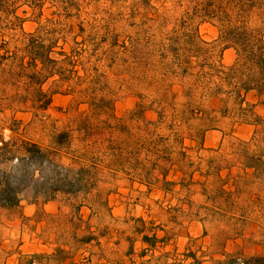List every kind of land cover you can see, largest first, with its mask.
I'll list each match as a JSON object with an SVG mask.
<instances>
[{
	"label": "rangeland",
	"instance_id": "374dc122",
	"mask_svg": "<svg viewBox=\"0 0 264 264\" xmlns=\"http://www.w3.org/2000/svg\"><path fill=\"white\" fill-rule=\"evenodd\" d=\"M186 8L183 0H22L1 7L0 20L14 21L18 32L22 25L25 32L35 33L40 24L49 30L73 24L81 29L87 41L78 49H85L99 88L127 126L121 130L168 142L175 127L189 148L174 151L190 157L182 168L186 175L169 165L168 180L174 184L148 186L133 170L141 169V163L125 156L127 161L118 164L116 151L108 149L114 135L102 123L104 117L93 113L84 98L57 90L60 77H52L44 84L52 94L49 109L23 105L22 111H7V118L21 124L0 122V134L59 152L72 175L91 170L96 186L86 196H59L50 202L28 188L21 208H0V264H29L32 258V264H216L225 252L264 255V167H247L248 158L263 165L264 133L257 134L254 125L242 124L231 112L220 113V98L205 100L206 115L190 119L185 127L175 118L167 125L151 124L159 120L158 102L166 84L185 102L184 93L194 82L178 70L186 66L179 67L175 56L192 49L189 34L197 33L206 42L202 46L215 47L225 67L237 57L233 48L225 49L217 25L197 21L192 30L185 27ZM70 49L67 45L66 51ZM144 102L150 108L142 114L139 103ZM248 102L264 118V104L254 92ZM63 131L71 132L72 143L57 147L54 140ZM154 174L162 178L158 171ZM214 191L220 192L218 202ZM154 234L160 239L156 246L144 241ZM90 236L98 240L88 243Z\"/></svg>",
	"mask_w": 264,
	"mask_h": 264
},
{
	"label": "trees",
	"instance_id": "16d2710c",
	"mask_svg": "<svg viewBox=\"0 0 264 264\" xmlns=\"http://www.w3.org/2000/svg\"><path fill=\"white\" fill-rule=\"evenodd\" d=\"M20 1L22 0H0V9L3 6L11 7ZM183 1L187 3L184 26L192 30L197 21L217 25L225 49L233 48L237 57L232 65L225 67L222 56L219 60L216 58L215 47L202 46L206 42L197 33L189 34L192 49H187L188 52L184 54L177 52L175 56L179 67L186 66L178 70L193 76L194 82L184 93L185 102H180L172 85L166 84L164 95L158 102L159 120L151 124L167 125L169 119L175 118L183 121L185 127L190 119L206 115L203 109L205 100L220 98L223 103L220 113L228 116V112H231L232 117L242 124L254 125L255 132L262 135L264 118L257 113V105L248 102V98L254 92L264 104V0ZM18 19L23 22V19ZM3 23L0 20V122L3 125L11 121L20 125V120H11L5 114L9 110L22 111L23 105L36 111L48 110L52 104V94L44 89V84L52 77L59 76L56 81L57 90L64 89L69 94L84 98L93 113L104 117L102 123L110 127L114 135L107 147L116 151L118 164L127 161L125 156L141 163V169L133 170L137 177L146 178L143 182L148 186L161 182L174 184L175 181L168 180L170 166H175V171L183 170L184 175L188 173L182 168L190 156L183 159L178 156L179 152L174 151L176 147L189 148L184 145L186 137L182 131L173 127L174 138L171 135L166 142L159 137L139 138L130 130H121V126H127L114 114L113 100L107 97L106 91L99 88V76L89 66L85 49H78V45L87 41L81 34V29L73 24L69 29L49 30L46 24H40L35 33H27L22 25L18 32V24L14 21ZM79 36L81 40L78 39ZM67 45L71 46L69 52L66 51ZM230 103L234 106L229 107ZM179 104L183 105L180 112L177 110ZM139 107L142 114L150 108L146 102L139 103ZM11 130L15 131L12 127ZM190 138L196 140L194 137ZM170 139L174 142L171 143ZM204 140L203 135L200 140L202 147ZM54 142L57 147L70 145L71 132L59 133ZM142 152L145 155L143 159L140 158ZM62 157L59 152L43 148L37 142L16 135L6 139L0 134V208H21L23 193L28 188L34 191L35 197L42 196L47 202L57 201L59 196L78 198L80 195L90 194L96 186L93 172L83 168L72 175V170L64 166ZM250 160L247 162L248 168L264 167V156L262 166L250 163ZM156 171L162 178L154 174ZM220 176L217 174V178ZM219 195V191H214L216 202ZM95 239L98 240L97 237L90 236L88 243ZM143 239L152 246H156V242L160 240L157 234L146 235ZM223 255L225 258L218 260L216 264H264V255H246L243 252H225ZM32 259L29 264L34 263Z\"/></svg>",
	"mask_w": 264,
	"mask_h": 264
}]
</instances>
